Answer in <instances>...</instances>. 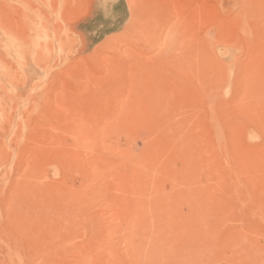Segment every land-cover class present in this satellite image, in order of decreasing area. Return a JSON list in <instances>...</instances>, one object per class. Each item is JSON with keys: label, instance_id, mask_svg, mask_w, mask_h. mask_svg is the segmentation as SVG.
I'll return each mask as SVG.
<instances>
[{"label": "rangeland", "instance_id": "rangeland-1", "mask_svg": "<svg viewBox=\"0 0 264 264\" xmlns=\"http://www.w3.org/2000/svg\"><path fill=\"white\" fill-rule=\"evenodd\" d=\"M0 264H264V0H0Z\"/></svg>", "mask_w": 264, "mask_h": 264}]
</instances>
